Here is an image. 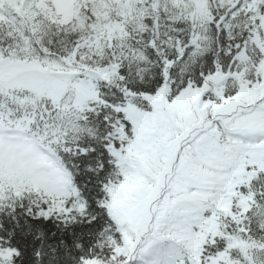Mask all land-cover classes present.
I'll use <instances>...</instances> for the list:
<instances>
[{"label": "snow or ice", "instance_id": "6c2138e0", "mask_svg": "<svg viewBox=\"0 0 264 264\" xmlns=\"http://www.w3.org/2000/svg\"><path fill=\"white\" fill-rule=\"evenodd\" d=\"M0 264H264V0H0Z\"/></svg>", "mask_w": 264, "mask_h": 264}]
</instances>
